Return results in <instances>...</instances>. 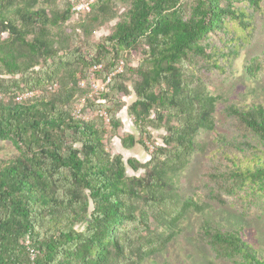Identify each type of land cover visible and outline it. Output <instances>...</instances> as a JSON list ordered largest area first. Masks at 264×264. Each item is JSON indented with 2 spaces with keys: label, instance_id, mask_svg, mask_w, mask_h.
<instances>
[{
  "label": "trees",
  "instance_id": "obj_1",
  "mask_svg": "<svg viewBox=\"0 0 264 264\" xmlns=\"http://www.w3.org/2000/svg\"><path fill=\"white\" fill-rule=\"evenodd\" d=\"M261 3L93 0L77 19L86 37L116 22L89 44L60 33L74 14L66 0H0V143L16 151L0 159V264H139L170 238L150 223L171 232L188 210L202 212L178 189L191 155L204 151L198 132L215 125L216 99L198 73L226 72ZM94 65L102 66L101 80L115 74L108 91L87 100L85 109L106 112L111 136L121 125V99L134 97L126 114L138 139L126 135L123 149L145 148L151 130L164 131L145 164L109 154L100 119L72 116L86 94L78 81ZM258 70L256 59L245 68L251 77ZM224 116L236 135L216 134L221 158L208 173L216 186L208 194L218 201L223 192L244 191L242 198L264 206V105L229 104ZM126 167L143 173L129 177ZM200 232L215 258L264 264L241 229L225 231L205 220Z\"/></svg>",
  "mask_w": 264,
  "mask_h": 264
},
{
  "label": "rangeland",
  "instance_id": "obj_2",
  "mask_svg": "<svg viewBox=\"0 0 264 264\" xmlns=\"http://www.w3.org/2000/svg\"><path fill=\"white\" fill-rule=\"evenodd\" d=\"M86 1L88 0H80L79 3L83 4ZM66 2L72 6L74 14L61 28V34L73 33L79 40L86 39L89 44H94L99 39L107 36L116 22V20H113L86 37L79 25V20H77L78 14L85 13V11H73L74 5L78 4L80 6L79 3H76V0H66ZM117 8L119 13L123 11L120 3H118ZM238 35L239 33H237ZM214 44L221 47L216 40ZM237 54V58L232 61V65L225 73L220 74L212 68H203L198 73V78L205 85L207 94L216 99L213 114L215 125L211 131L198 132L196 140L205 146L203 147L204 151L201 153L196 150L191 155L189 165L179 176L178 189L183 200L186 198L197 200L203 211L200 212L193 208L188 210L179 226L171 232L155 223H150V229L163 232L165 237L170 234V238L164 243L162 250L146 257L139 264H230L215 258L214 253L201 238L200 230L205 220L211 221L214 226L225 231L241 229L244 240L257 252L258 257L264 259V206L256 202L254 198L249 199V201L242 198L241 194L244 191H240L241 193L239 192L238 195H226L223 192L218 201L213 200L214 198L208 194L210 189L216 187L214 180L211 179L208 173L219 165V159L221 158L216 151V134L236 135L232 123L224 116L225 106L229 104L251 105L257 103L264 105V0L261 3L260 13L255 15L252 22L250 37L244 41ZM252 59H256V63L259 65V70L253 77L245 72V68ZM132 66H135V63ZM97 74L91 75L89 68L86 79L78 81V87L85 90L86 94L75 102L72 116L74 111L79 110L80 117L78 119L84 121L100 119L109 134L105 139L106 151L111 155H121L125 163L128 159H133L139 166L145 164L149 160V153L153 151V146L161 145V138L165 135L164 131L162 129L151 130L150 138L143 139L145 148L140 144H134L129 150L123 149L120 141L126 135H132L138 139L132 121L126 114V107L134 101V97L131 95L121 99L122 106L117 112L121 125L115 135L111 136L109 133V118L106 112L85 109L87 100L108 91L109 83L102 88L106 79L97 78ZM91 82L98 87V90H91V96L89 97ZM81 83H83V86H81ZM100 113H105L106 119L101 118ZM15 154L16 151L10 143H0L1 160H8ZM142 173V169H138L134 173L126 167V175L129 177L141 176ZM212 195L216 196V194Z\"/></svg>",
  "mask_w": 264,
  "mask_h": 264
},
{
  "label": "built area",
  "instance_id": "obj_3",
  "mask_svg": "<svg viewBox=\"0 0 264 264\" xmlns=\"http://www.w3.org/2000/svg\"><path fill=\"white\" fill-rule=\"evenodd\" d=\"M92 1H93V0H88V1H86V3H83V4L79 3L80 6H78V4H77V5H74V7H73V11H75V12H76V11L78 12V11H80V10H81V11H88V10H89V5L92 3ZM77 6H78V7H77ZM100 69H101V65H94V66H92V67L90 68V73H91V75L96 74ZM121 70H122V64H120V66L118 67V69H117V71H116L115 73H120ZM115 73L111 74L110 76H108V77L106 78L105 84L103 85L102 88H104L105 85H107V84L109 83L111 76H113ZM81 86H83V83H81ZM97 88H98V87H97L96 85H94L93 82H91V85H90V95H89V97L91 96V90L94 91V89H95V90L97 91V90H98ZM27 96H30V94H25V95H23L22 97L25 98V97H27ZM79 112H80L79 110L74 111L73 116H74L75 118H79V117H80ZM99 115H100L101 118L106 119V115H105V113H100Z\"/></svg>",
  "mask_w": 264,
  "mask_h": 264
}]
</instances>
